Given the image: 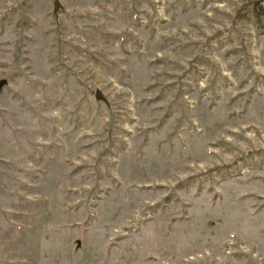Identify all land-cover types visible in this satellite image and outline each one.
I'll use <instances>...</instances> for the list:
<instances>
[{
  "label": "rangeland",
  "instance_id": "374dc122",
  "mask_svg": "<svg viewBox=\"0 0 264 264\" xmlns=\"http://www.w3.org/2000/svg\"><path fill=\"white\" fill-rule=\"evenodd\" d=\"M58 1L0 0V264H264L253 0Z\"/></svg>",
  "mask_w": 264,
  "mask_h": 264
},
{
  "label": "trees",
  "instance_id": "16d2710c",
  "mask_svg": "<svg viewBox=\"0 0 264 264\" xmlns=\"http://www.w3.org/2000/svg\"><path fill=\"white\" fill-rule=\"evenodd\" d=\"M252 12L256 20L259 21L260 18L264 19V0H253Z\"/></svg>",
  "mask_w": 264,
  "mask_h": 264
},
{
  "label": "water",
  "instance_id": "95a60500",
  "mask_svg": "<svg viewBox=\"0 0 264 264\" xmlns=\"http://www.w3.org/2000/svg\"><path fill=\"white\" fill-rule=\"evenodd\" d=\"M54 7L55 10H57L60 7V3L58 0H54ZM5 82H6L5 80L0 81V88L2 87L3 84H5ZM95 97L96 99H103V96L98 91L95 93Z\"/></svg>",
  "mask_w": 264,
  "mask_h": 264
}]
</instances>
